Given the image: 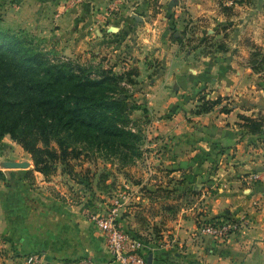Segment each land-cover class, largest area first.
Returning <instances> with one entry per match:
<instances>
[{"label": "crops", "instance_id": "0c3cea01", "mask_svg": "<svg viewBox=\"0 0 264 264\" xmlns=\"http://www.w3.org/2000/svg\"><path fill=\"white\" fill-rule=\"evenodd\" d=\"M254 1L227 11L224 0H0L11 26L46 27L57 39L80 32L76 44L108 56L105 66L136 72L149 150L142 179L123 182L130 198L119 221L144 242L148 264H264V182H248L264 170V133L248 131L241 118L264 115V65L249 63L252 51L264 52ZM203 91L222 99L198 114ZM14 167L0 168V264H27L33 253L118 264L88 218L108 211L118 187L71 175L56 183L66 170L53 182L34 170L41 186L62 187L61 199L38 192L28 170ZM229 215L250 223L224 240L202 231L203 222Z\"/></svg>", "mask_w": 264, "mask_h": 264}, {"label": "trees", "instance_id": "16d2710c", "mask_svg": "<svg viewBox=\"0 0 264 264\" xmlns=\"http://www.w3.org/2000/svg\"><path fill=\"white\" fill-rule=\"evenodd\" d=\"M32 45L18 33L0 29V140L10 135L31 155L34 170L47 178L59 164L70 171L73 160L91 153L116 158L122 166L133 162L142 136L129 126L135 105L120 83H133L136 72L102 68L93 76L87 68L53 59ZM251 63L259 70L264 52H255ZM200 99L198 114L211 111L222 98ZM241 118L248 131L264 133V115Z\"/></svg>", "mask_w": 264, "mask_h": 264}, {"label": "rangeland", "instance_id": "374dc122", "mask_svg": "<svg viewBox=\"0 0 264 264\" xmlns=\"http://www.w3.org/2000/svg\"><path fill=\"white\" fill-rule=\"evenodd\" d=\"M228 0H224L226 2V5L224 6L222 3L223 0H221L222 9L221 10H227L229 7L237 6V3H241L243 0H234V3L227 4ZM177 3V2H173ZM225 4V3H224ZM255 9L252 10V14H250L251 17L254 15L255 18L258 20V23H261V26H263L264 29V0H255ZM230 11V10H229ZM249 15H247L248 17ZM45 27V26H44ZM0 29L5 31H12L18 33L19 36L26 38L33 43V47H36L38 50H41L45 53H47L51 58L53 59H61L68 61L71 60L74 64L85 67L87 70H90V72L95 76L96 74L99 75L100 69L102 68H111L109 66H105L108 63L110 64L111 60L108 59V56H102L101 58H97L94 51L89 50L87 46L82 45V47H79V45L76 44V41L78 40V36L80 32L76 34H68L65 36V38L57 39L54 34H52V31L49 28H43V30L36 29L35 27H14L10 24L3 21V19L0 18ZM80 48V49H79ZM259 49L252 51V54L255 52H258ZM91 52V53H89ZM89 53V55H88ZM250 55L249 63L252 61V56ZM159 60H157L158 62ZM162 62V61H160ZM121 90L124 92L123 95H125L128 98V102L130 105L134 106L135 108L130 109V122L129 126H131L134 130L139 132L142 136V139L140 141V154L135 157L134 161L127 164L126 166H122L121 163L116 158H102L98 157L99 155L95 154L91 155L89 157L84 156L81 159L73 160L72 164H74V168L72 167V170H68L67 174H62L63 178L59 179L56 183H64L68 182L64 178H69L68 175H71L72 177H76L77 179H88L91 178L94 181L98 182L103 185L102 188L106 187H112V188H121L123 185V182L125 178H130L133 182L139 181L142 179V176L144 175L143 169L145 167L144 165V157H146V152H148L149 148L146 146L145 141V131L147 130V121L144 119V107L142 104L138 103L135 98V92L137 89L133 87V83H129L127 80L120 83ZM123 88V89H122ZM118 93H120L119 89H116ZM201 96L205 97L206 99H216L214 96H211V92H200L197 94V98L199 101ZM229 98V97H228ZM197 107V106H196ZM90 154V153H89ZM88 154V155H89ZM146 160V159H145ZM4 162H7L8 165H12L14 168H22L27 169L28 172L25 176V180L30 183V185L34 186L35 189H39L38 192L48 194V196H56L57 198H63L60 190L62 191V187H57L55 183L50 184H44L43 186L40 185V181L36 178L34 174V164L32 161V157L29 153H27L21 145H19L16 141H14L10 135H5L3 139L0 140V168H2V165ZM11 162V163H10ZM58 168H61L64 170V164L61 163L58 165ZM31 169V170H30ZM72 171V172H71ZM71 172V173H70ZM81 174V175H80ZM3 173L0 169V179L3 178ZM49 180L56 181V173L51 175ZM75 178V179H76ZM118 178V179H115ZM65 180V181H64ZM101 180V182H100ZM110 181L109 183H107ZM38 184V185H37ZM253 184V183H252ZM69 185V184H68ZM101 185H99L101 187ZM124 186V185H123ZM72 187L69 186L67 189H71ZM123 189L127 190L128 192L130 189H127L125 186L122 187ZM69 190H66L68 192ZM223 220H232L235 223L239 224V229L236 231L239 232L241 228H245L249 225L250 221L245 215L242 216H224L223 219L213 222V223H220ZM227 239V238H225ZM224 240V239H222Z\"/></svg>", "mask_w": 264, "mask_h": 264}, {"label": "built area", "instance_id": "2783aa9c", "mask_svg": "<svg viewBox=\"0 0 264 264\" xmlns=\"http://www.w3.org/2000/svg\"><path fill=\"white\" fill-rule=\"evenodd\" d=\"M234 3L228 0L227 4ZM249 183L264 182V170L250 174ZM130 198L127 190L119 188L111 197V204L105 214L89 212L88 218L94 225L104 232L111 255V261L118 264H148L143 253L144 242L134 237L130 231L124 229L119 221V209ZM239 229V224L232 220H223L220 223L203 222L202 231L218 239L229 238ZM27 264H93L83 259L53 260L42 253H33L27 256Z\"/></svg>", "mask_w": 264, "mask_h": 264}, {"label": "water", "instance_id": "95a60500", "mask_svg": "<svg viewBox=\"0 0 264 264\" xmlns=\"http://www.w3.org/2000/svg\"><path fill=\"white\" fill-rule=\"evenodd\" d=\"M177 1H178V0H172V2H177ZM110 31H112V32H113V31H117V28H116V27H111V28H110ZM199 187H200V186H199ZM148 262H149V263L151 262V258H150V257L148 258Z\"/></svg>", "mask_w": 264, "mask_h": 264}]
</instances>
